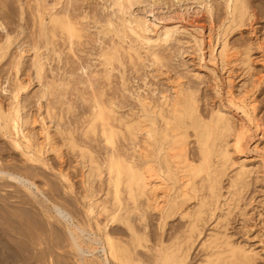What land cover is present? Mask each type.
Returning a JSON list of instances; mask_svg holds the SVG:
<instances>
[{
	"label": "bare ground",
	"instance_id": "bare-ground-1",
	"mask_svg": "<svg viewBox=\"0 0 264 264\" xmlns=\"http://www.w3.org/2000/svg\"><path fill=\"white\" fill-rule=\"evenodd\" d=\"M100 1L101 16H90L86 10L77 18L55 12L62 0L51 7L46 19L38 9L39 38L47 41L42 47L40 43L32 47L37 80L42 83L48 62L57 64L51 69L52 78L37 96L39 113H23L27 106L22 95L28 86L20 77L26 53L22 48L10 58L7 82L13 77L11 89H3L11 100L7 106L0 102V137L8 139L27 164L54 170L46 156L55 155L60 164L67 152L75 157L85 222H78L70 210L51 202L36 183L0 167L2 179L25 187L34 199L40 194L44 202L37 201L42 209L36 210L50 222L53 220L48 230L53 237L51 244L42 247V242L33 239L29 242L35 246L32 252L25 247L20 251L12 240L17 234L13 224L19 225V220L7 209L8 204H0V221H4L0 224V264H43L54 253L50 245L68 248L67 254L77 264H190L195 249L201 251L198 264H259L256 245H244L234 240L230 232L231 218L237 210L239 217L247 220L240 202L253 173L245 162L251 142L249 130L233 121V109L246 116L261 135L264 128L253 105L247 103L246 83L239 87L238 96L228 93L229 107H213L208 115L200 112L199 88L182 83L179 77L170 93L159 96L156 91L146 94L141 92L142 87H131L142 71H147L146 78L154 80L163 74L167 59L158 50L162 47L178 56L193 55L199 63L208 57L222 71L238 66L250 75L253 44L236 38L244 35L248 24H253V1L222 0L224 7L219 9L224 11L223 20L217 30L211 26L214 29L207 39L202 20L196 25V21L190 23L182 17L194 5L199 13L203 10L204 16L214 17L219 9L208 0ZM186 2L194 4L182 10ZM137 4L146 6L144 13H135ZM20 10L23 20V8ZM250 29L254 33V28ZM89 30L94 31L93 38L97 37L99 43L95 53L84 51L96 41ZM0 31L5 33L0 39L1 65L20 42L21 33L7 30L1 18ZM65 55L77 59L73 72L66 70L70 62L64 60ZM63 63L65 66L60 67ZM92 68L96 80L85 81L83 76H88ZM78 73L81 76L75 86L76 99L85 108L76 115L72 126L67 119L76 111L65 100L72 87L70 80ZM193 77L199 79L201 75L195 72ZM146 81L144 85L148 86ZM214 89L219 97V88ZM40 121L47 124V128H39L40 134L24 129L28 125L35 127ZM259 146L257 151L264 153V146ZM56 173L64 184L63 190L75 194L68 172L59 169ZM226 178L229 184L224 192ZM149 213L158 216L160 234L154 242L148 231ZM176 217L184 224L173 228L170 234L166 228ZM53 224L62 225L66 232L58 234ZM261 236L264 238V234ZM26 250L27 256L20 254Z\"/></svg>",
	"mask_w": 264,
	"mask_h": 264
},
{
	"label": "rangeland",
	"instance_id": "rangeland-1",
	"mask_svg": "<svg viewBox=\"0 0 264 264\" xmlns=\"http://www.w3.org/2000/svg\"><path fill=\"white\" fill-rule=\"evenodd\" d=\"M84 1L62 0L63 4L60 5V7H58V9L54 11H57L59 13L66 12L73 18L79 17L82 14L83 10H86L90 16H94L95 14L101 16L102 13L100 12V6L102 3L100 0ZM252 1V6L255 11V18L253 20V24H248L249 27L244 29V35L242 37L237 35L236 38L237 40L248 41L249 43L252 42L253 44V63L250 75L238 66H231L226 72L222 71L217 64L214 65V63L210 62V58L208 57L203 63H199L197 57L193 55L185 54L178 56L174 53V51H167L164 49L165 47H162L158 50H160L161 55H163L167 59L166 67L162 68L161 70L163 74L158 79L154 80L152 78H146L145 76L147 74V71H142L139 75V78L133 80L131 87H142L141 92H144L146 94H151L153 91H156L157 96H159V94L162 92L170 93L172 85H174V82L177 81V78L179 77L182 83H192L195 85V87L199 88V93L197 96L200 100V112H202L203 115H208L214 108L229 107L228 93L234 92L238 96L239 87L242 86L243 83H246L245 90H247L246 93L249 97V99H247V103L248 105H253L258 121L261 122L264 127V0ZM57 2L58 0H0V18L5 23L7 30L9 29V31H11L12 33H21L20 42L18 43V45L16 44L13 47L8 59L0 65V102L3 104V106H7L11 100L9 97V93L3 91L4 88L10 90L13 83V77H10V81L7 82V78L9 77L8 70L9 63L11 60L10 58L17 55L19 52V48H22L26 53L24 55V67L20 72V77L22 81L28 86L27 91L22 95L23 102L27 106L23 113H39L37 108V96L40 95V93L42 92L43 84L50 80L49 78H52L53 74L51 69L54 70L57 67V64L53 62L52 65H49L50 62H48V66L46 69V73L44 74L42 83L37 80L35 69L33 66L35 53L32 51V47L36 45V43H40L42 47V44L47 41L42 37L39 38L40 28L39 20L37 17V11L38 9H40L41 12H43V14L45 15L46 19L50 15L51 7ZM208 2H211V5L217 9H222L224 7V1L222 2V0H208ZM193 4V2H186L182 4L181 8L182 10H184L185 8H191V5ZM194 6L188 10V15L182 17V19H186L190 23L196 21L198 23L196 25H199L200 21L202 20L201 24L203 23L202 25L204 26V28H206L205 35L207 39L210 35V31L212 33L211 29L215 28L214 30H217L219 27L216 26L221 25V22L224 17V9L222 10L223 13L221 12V9H215L217 10V14H215L216 12H214L215 16L213 15L214 17L210 18L208 17V15L204 16L206 14L205 12H203L204 14L201 13V11L203 10H200L199 13L197 6ZM22 8L24 11L23 20L20 17V9ZM145 8L146 6L144 4H137L134 6V11L135 13L141 14L144 13ZM173 8L171 9L173 10ZM195 8H197V10ZM174 9L176 10V12H179V8L175 7ZM165 11L167 12V10ZM150 20L154 21L153 16L150 17ZM217 20H219L220 22H217ZM212 21H214V24H212ZM170 24H174V21H170ZM251 24L253 26H251ZM90 25H92V22ZM19 26H21V29ZM211 26H213L214 28ZM251 27L254 28V33L250 32ZM188 29L192 31V28L190 26H188ZM89 31L93 38L94 34H92V32L94 31ZM4 36L5 33L0 31V39H2ZM95 38L93 39L96 41L88 39L89 41H93L95 43L93 44L92 42L88 41L93 45L85 47L84 51H91L94 53L96 52V50L99 48V43H96L98 40L97 37ZM207 51L208 50H206V53ZM64 60H68L70 62V64L66 67V70L68 72H73L74 63L77 59L75 60L73 56L71 57L69 55L68 57H66L65 55ZM63 66H65V63L60 64V67ZM92 71H95V69H90V71L88 72V76H83L85 81L93 79L91 74ZM195 72L200 73L201 77L199 79H195L193 77ZM61 74L62 76L66 75L65 73H63V71L61 72ZM75 75L76 76H74L70 80V82H72V87L70 86V89L68 88L69 90L67 91V96L65 100L67 102L69 101L70 103H72L76 111L74 112L75 114L73 116L70 115L67 119V122L71 123L72 126H74L75 122L77 121L76 115L80 114V112L85 108L82 102L76 99L77 96L75 91V86H78L81 73ZM251 76H254V78L252 79ZM66 78L68 79L69 77ZM145 79L147 80L146 82L148 83V86L144 85ZM229 79H231L232 81H229ZM93 80L95 81L96 79L94 78ZM80 87L83 88L79 85V88ZM214 88H219V97L216 95L217 93L214 92L216 91ZM117 94L120 95L119 92H117ZM43 103L45 104V101H43ZM53 104H56V106L58 107L59 103L54 102ZM58 108H60V105ZM251 112V114L254 113L252 109ZM231 115L234 117L233 121L237 125H243L249 130L251 142L248 150H246L245 162L248 167L253 170V173L250 178V186L248 190L245 191L243 198L240 202V209H245L247 220L239 217L240 212L237 210L231 218L230 232L233 235L234 240H237L244 245H256V249L258 251V263L264 264V238H262L261 236V234H264V153L257 151V146L261 145L260 143L263 144L261 145L262 147L264 146V128L263 133L261 135L260 132H258L256 128L250 124L247 117L244 116L241 112L233 109ZM46 125L47 124L45 122L40 121L35 127H31L28 125L24 129L27 132L32 131L33 134L38 135L39 132L41 133L40 129L43 128V126L47 128ZM48 126H52V124H48ZM190 148L192 154H195V145L193 143H191ZM24 159L25 158L22 157L20 152H17L12 149V145L10 144L8 139L0 137L1 169L4 171L7 170L14 174H18L36 183L39 189L44 191L45 195L50 199L51 202L63 209L70 210L72 214H74V216L76 215L75 217H77L76 220L78 222H85V217H83L85 216V211L81 202L82 190L80 185V170L78 169V167H76L75 157L67 152L64 155L63 163L60 164L59 161H57L55 155L51 154L46 156V159H48L49 164L52 166L51 168H54V170L45 169L41 166L35 167L32 164H27V162H25L26 160ZM59 169H64L68 172L71 181L74 183L75 186V194L66 193L64 191L66 190L64 184L59 181V178L56 173ZM224 181V192H226V188L229 184V179L226 178ZM97 188H99L98 185ZM34 192L38 193L36 189H34ZM30 195L25 187L8 183V181L0 177V204H8L9 206L7 207V209H11L10 211L17 216V219L20 223L19 225L18 223L13 224V227L17 230V234L12 240L14 241L16 247L21 248L20 251L24 249L23 247H25V249L28 248L27 250L32 252L35 246L29 244V242H31L33 239H36L34 241H36L37 243L42 242V247H45L52 243L51 240L53 239V237L49 235L50 233H48V230L50 229V223H52L53 220H51L50 222L47 218L43 217L41 213L40 215L38 210H36L42 209L40 205L41 203H38L40 201L44 202L42 200V196L38 194L37 196H35L34 199V197L32 196V198ZM102 195L103 193H100V196ZM43 205L45 206V204ZM46 206L48 209H52L51 206ZM26 212L30 214V217ZM153 215H155V217ZM157 217L158 216L154 213H149L147 216V219L149 220L148 231H150L149 234L153 242L155 241V238L158 237L157 235L160 234V232H158L159 229H157ZM3 222L4 221H0V224H2ZM169 223L170 224L169 226H167L166 231L171 234V232H173V230L176 229L179 225L184 224V221L176 217ZM53 225L57 229V233L58 231L60 232V234H62V232H66L62 225ZM6 238L8 237L6 236ZM8 239L10 240L11 238ZM27 245L29 246L27 247ZM50 246L52 248V250L50 251H53L54 253L50 254L51 257H46L48 259H45L46 262L44 261L45 263L43 262V264H57L56 261L58 260V264H77L74 260L75 258L67 254L69 250L68 248L59 249L55 248L54 245ZM27 250L25 251L27 254L24 252V254L22 252L20 254L27 256L29 254ZM52 255H54L55 257H53ZM201 259L202 257L200 249H195V251H193L192 260L190 264H198Z\"/></svg>",
	"mask_w": 264,
	"mask_h": 264
}]
</instances>
